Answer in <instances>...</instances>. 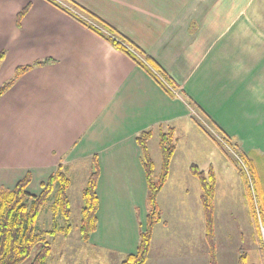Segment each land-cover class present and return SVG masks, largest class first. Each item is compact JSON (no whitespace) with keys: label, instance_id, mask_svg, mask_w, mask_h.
<instances>
[{"label":"crops","instance_id":"crops-1","mask_svg":"<svg viewBox=\"0 0 264 264\" xmlns=\"http://www.w3.org/2000/svg\"><path fill=\"white\" fill-rule=\"evenodd\" d=\"M64 1L69 6L0 0V86L18 66L51 59L0 97V187L14 188L29 173L27 190L39 194L58 166L69 176L97 159L99 205L89 241L133 253L148 209L141 132L151 130L150 140L155 133L160 140L161 131L174 128L176 149L159 206L182 133L201 138L196 124L210 138L194 122L193 106L244 152L264 153V0H72L149 54L176 84L169 85L174 94ZM150 140L156 171L162 160L153 157ZM191 141L185 146L193 152ZM159 226H166L163 217L145 264Z\"/></svg>","mask_w":264,"mask_h":264},{"label":"rangeland","instance_id":"rangeland-1","mask_svg":"<svg viewBox=\"0 0 264 264\" xmlns=\"http://www.w3.org/2000/svg\"><path fill=\"white\" fill-rule=\"evenodd\" d=\"M60 2L64 6H69V3L64 0H60ZM84 15L92 23L98 24L86 13ZM134 51L137 52L135 49ZM141 58L144 59L143 56ZM198 115V113L194 114L195 119L202 123V128H206L215 135L219 142L209 138L196 124H193V131H197L201 138L191 141L190 137L187 136L188 139H186L185 133H182L179 150L175 153V168L159 198L166 226L158 228L149 264H210L209 246L205 233V216L202 211V200L199 201L201 188L198 179L190 170H186L188 162L196 163L205 171H208L209 166L212 165L216 172L214 225L218 264H238L241 247L249 254L248 264H257L264 261V249L260 248L257 227L249 212L245 197V179L237 168L239 165L244 169L243 163L239 159L240 149L221 141L223 138L215 127L204 116L200 118ZM158 140V134L155 133L150 140V148L153 157L159 158L161 161ZM190 141L196 145L193 152L185 146ZM255 154L256 171L260 177V184L264 187V153ZM77 169V171L68 173V177L71 179L68 196L72 228L69 234L59 231L47 236L52 244V252L48 257L47 264H121L127 254L121 255L98 247L90 243L89 239L85 240L81 237L79 227L83 205L82 193L88 176L94 169V163L91 166H84V163H80ZM159 169L161 170V162ZM159 169L155 171L154 168L156 177L160 174ZM246 178L251 184L252 176ZM134 210L139 212V208ZM58 222L60 226H63L65 220L58 216ZM37 225L40 230L52 228L51 199H48L44 204ZM260 226L264 242V225L260 223ZM38 249L39 245L35 246L31 256L22 264H29Z\"/></svg>","mask_w":264,"mask_h":264},{"label":"trees","instance_id":"trees-1","mask_svg":"<svg viewBox=\"0 0 264 264\" xmlns=\"http://www.w3.org/2000/svg\"><path fill=\"white\" fill-rule=\"evenodd\" d=\"M56 5L62 7V3L57 0H50ZM74 6L86 13L90 18L98 24H92L82 17H78L83 23L99 35L109 40L116 48L127 53L137 64L146 69L154 76L169 93H173L171 85L177 88L176 84L171 81L163 72L160 65L144 50L131 43L126 37H123L116 29L111 27L102 18L95 13L89 11L86 7L69 0ZM64 8V7H63ZM67 9V8H65ZM69 11V10H68ZM134 49L137 51L135 52ZM144 57V59L141 58ZM5 58V51L0 52V64ZM51 61L45 59L36 61L31 64L21 65L16 68L14 76L0 86V97L12 86L17 78L23 75L32 67ZM167 81L166 84L162 80ZM193 110L199 115L201 111L193 106ZM203 116V114H202ZM195 119L196 117L193 116ZM195 121L203 126L198 119ZM212 125L217 131L214 123ZM206 130V128H205ZM210 138L217 143V137L206 130ZM218 132V131H217ZM223 140L240 149L239 159L244 163V169L239 167L238 172L245 179V197L247 199L248 208L253 218L257 232L260 238V248L264 249L263 235L261 226L264 225V187L260 184V177L256 171L254 162V152H244L237 143L233 142L225 133L218 132ZM152 135L151 130L141 132L137 136V142L141 148V160L144 165L147 180V218L146 227L140 231L139 242L135 252L125 256L121 264H145L149 257L150 245L153 235L154 226L161 221V209L158 204V194L165 185L171 160L176 149V138L174 128L170 127L167 131L160 133V149L162 153V163L159 176L155 175V165L148 148V142ZM243 165V166H244ZM190 171L199 179L201 185V200L205 216V233L208 242V252L210 256V264H218L216 253V236L214 225V210L217 176L212 165L208 171L201 169L197 164L190 165ZM100 173L99 163L94 160V169L88 176L86 186L83 189V205L81 208L80 234L85 240H88L90 234L96 229L97 218L96 211L99 205L97 194V182ZM252 176V183L249 184L246 176ZM31 175L28 173L20 180L14 188L0 187V264H22L32 254L35 246L39 245V249L29 264H47L48 257L52 252V244L48 240L49 234L53 235L57 232L69 234L72 225L70 223V199L68 196V188L71 179L66 174L62 165L58 166L42 184V191L39 194H32L27 190ZM51 199V209L53 212V226L48 230H40L38 228V217L44 207V204ZM58 216L65 220L63 226L59 225ZM249 254L243 247L240 248L238 264H248Z\"/></svg>","mask_w":264,"mask_h":264},{"label":"built area","instance_id":"built-area-1","mask_svg":"<svg viewBox=\"0 0 264 264\" xmlns=\"http://www.w3.org/2000/svg\"><path fill=\"white\" fill-rule=\"evenodd\" d=\"M162 78V77H161ZM221 141H223V142H225L224 140H221ZM243 165H244V163H243ZM244 167H245V165H244ZM246 168V167H245Z\"/></svg>","mask_w":264,"mask_h":264}]
</instances>
